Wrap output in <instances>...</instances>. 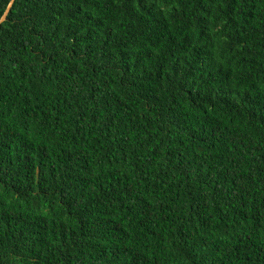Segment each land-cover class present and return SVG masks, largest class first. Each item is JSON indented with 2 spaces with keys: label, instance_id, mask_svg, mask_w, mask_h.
I'll use <instances>...</instances> for the list:
<instances>
[{
  "label": "trees",
  "instance_id": "1",
  "mask_svg": "<svg viewBox=\"0 0 264 264\" xmlns=\"http://www.w3.org/2000/svg\"><path fill=\"white\" fill-rule=\"evenodd\" d=\"M0 264H264V0H0Z\"/></svg>",
  "mask_w": 264,
  "mask_h": 264
},
{
  "label": "water",
  "instance_id": "2",
  "mask_svg": "<svg viewBox=\"0 0 264 264\" xmlns=\"http://www.w3.org/2000/svg\"><path fill=\"white\" fill-rule=\"evenodd\" d=\"M5 17H6V16H4V18H5ZM4 18H3V19H4Z\"/></svg>",
  "mask_w": 264,
  "mask_h": 264
}]
</instances>
